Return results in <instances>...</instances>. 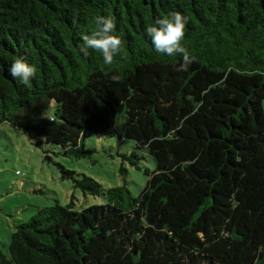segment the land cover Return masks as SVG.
I'll return each instance as SVG.
<instances>
[{"label": "trees", "instance_id": "1", "mask_svg": "<svg viewBox=\"0 0 264 264\" xmlns=\"http://www.w3.org/2000/svg\"><path fill=\"white\" fill-rule=\"evenodd\" d=\"M171 11L188 19L187 71L145 34ZM97 16L123 42L110 67L80 51ZM16 57L37 69L30 86L9 74ZM263 102L264 0H0V125L48 160L91 159V136L132 141L123 161L149 177L134 196L54 162L104 203L37 208L0 264H264Z\"/></svg>", "mask_w": 264, "mask_h": 264}, {"label": "rangeland", "instance_id": "2", "mask_svg": "<svg viewBox=\"0 0 264 264\" xmlns=\"http://www.w3.org/2000/svg\"><path fill=\"white\" fill-rule=\"evenodd\" d=\"M134 146L132 141L91 136L86 140V147L95 150L91 159L76 160L49 154L52 160H48L43 150L32 144L23 130L7 123L1 124L0 251L8 252L16 226L28 221L37 208L51 207L57 202L67 205L72 196L79 211L104 203L101 197L85 195L80 189L74 188L71 181L62 180L54 164L56 161L69 170L88 175L105 188L121 186L127 180L131 193L138 196L149 177L123 161L122 157L133 152ZM47 149L52 151V146H47ZM122 167L129 170L126 177L120 173ZM143 167L154 169L151 157L144 159Z\"/></svg>", "mask_w": 264, "mask_h": 264}, {"label": "clouds", "instance_id": "3", "mask_svg": "<svg viewBox=\"0 0 264 264\" xmlns=\"http://www.w3.org/2000/svg\"><path fill=\"white\" fill-rule=\"evenodd\" d=\"M187 23V17L180 12L171 11L163 18L156 19L154 24L148 25L145 29L146 36L158 54L182 56L181 71H187L195 59L182 44ZM94 24L96 27L90 34L81 36L80 51L85 56L89 55V49L100 53L104 65L110 67L114 58L122 55L123 42L119 36L114 34L116 26L111 17L97 16L94 19ZM36 73V67L28 64L21 57H16L9 67V74L24 86H30L31 79L36 76ZM119 79L118 75L112 76L113 81L118 82ZM44 115L48 118L46 113Z\"/></svg>", "mask_w": 264, "mask_h": 264}]
</instances>
